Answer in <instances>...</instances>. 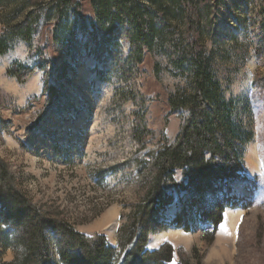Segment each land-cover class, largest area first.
I'll use <instances>...</instances> for the list:
<instances>
[{"label": "rangeland", "instance_id": "obj_1", "mask_svg": "<svg viewBox=\"0 0 264 264\" xmlns=\"http://www.w3.org/2000/svg\"><path fill=\"white\" fill-rule=\"evenodd\" d=\"M19 1L0 3V41L6 45L0 55V121L6 128L0 125V159L43 213L115 246L118 228L130 224L145 194L139 163L147 152L173 143L187 115L168 104L170 95L191 93L168 54L181 41L187 45L186 25L169 0L154 9L143 0L158 20L152 50L144 48L136 64L129 60L126 24L101 31L95 0H75L83 25L69 7L58 26L53 0H40L37 9ZM194 1L205 29L200 43L221 96L251 139L240 146V178L196 205L189 191L174 185L185 183L175 171L174 184L164 185L172 202L157 208V222L166 229L151 236L147 248L169 243L186 255L194 250L195 264H264V0ZM164 12L170 14L160 24ZM26 22L30 41L11 38L10 29ZM141 122L145 132L138 135L134 127ZM217 203L229 208L215 229L199 214ZM238 212L232 231L227 215ZM178 215L189 233L173 228ZM12 260L0 249L1 262Z\"/></svg>", "mask_w": 264, "mask_h": 264}, {"label": "trees", "instance_id": "obj_2", "mask_svg": "<svg viewBox=\"0 0 264 264\" xmlns=\"http://www.w3.org/2000/svg\"><path fill=\"white\" fill-rule=\"evenodd\" d=\"M147 1L152 9L161 4V0ZM19 2L21 7L31 5L36 8L40 0ZM168 3L178 11L186 25L184 34L191 40H183L187 44L185 46H182V41L171 46L168 53L174 68L188 80L191 93L168 97L172 112L184 110L187 115L173 143L165 142L156 150L147 152L138 162L139 184L145 186V194L133 207L128 217L130 224L118 228L115 246L109 245L103 235L81 234L71 225L46 215L33 205L19 188L10 168L0 159V249L13 254L11 262L0 261V264H195L192 263L197 257L194 250L191 255H186L169 243H163L154 250L147 248L150 237L166 229L156 217L157 208H164L172 202L164 191V185L167 182L174 184V173L180 170L185 183L174 185L189 191L192 197L190 204L195 205L203 200L204 194L214 193L216 187L224 185L229 188V182L240 178V146L251 139V134L244 133L232 121V104L221 96L211 59L205 56L200 43L205 29L201 27L196 2L169 0ZM69 7L77 22L83 25L78 2L53 0L56 26ZM93 7L99 28L104 33H111L115 23L126 24L131 47L129 60L140 64L143 49L152 50L158 14H151L143 0H95ZM166 12L162 14L163 20H159L160 24L168 20L170 13ZM31 33V22L16 25L9 32L11 38L20 37L24 41H30ZM5 51V42L1 40L0 55ZM36 71H41V68L26 69V75ZM8 73L17 76L16 71L9 70ZM0 125L6 130L4 122L0 121ZM134 131L140 135L145 132V126L141 122ZM141 148L139 142V151ZM208 208L199 215L216 229L229 206L217 203ZM174 223V229L186 233L191 230L180 215Z\"/></svg>", "mask_w": 264, "mask_h": 264}, {"label": "bare ground", "instance_id": "obj_3", "mask_svg": "<svg viewBox=\"0 0 264 264\" xmlns=\"http://www.w3.org/2000/svg\"><path fill=\"white\" fill-rule=\"evenodd\" d=\"M240 214L241 213H229L227 216H228V226L229 228L234 231L235 230V227H236V224L238 222V219L240 217ZM160 234L156 237L157 239L160 238ZM222 243V242H221Z\"/></svg>", "mask_w": 264, "mask_h": 264}]
</instances>
